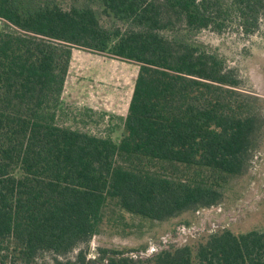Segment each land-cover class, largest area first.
<instances>
[{
	"label": "trees",
	"instance_id": "obj_1",
	"mask_svg": "<svg viewBox=\"0 0 264 264\" xmlns=\"http://www.w3.org/2000/svg\"><path fill=\"white\" fill-rule=\"evenodd\" d=\"M0 22V264H264V229L89 255L110 212L166 222L244 175L264 107L200 38L257 35L264 0H0ZM76 47L139 66L118 140L61 122Z\"/></svg>",
	"mask_w": 264,
	"mask_h": 264
},
{
	"label": "rangeland",
	"instance_id": "obj_2",
	"mask_svg": "<svg viewBox=\"0 0 264 264\" xmlns=\"http://www.w3.org/2000/svg\"><path fill=\"white\" fill-rule=\"evenodd\" d=\"M220 51L239 70L245 92L260 97L264 107V23L250 38L237 34L217 36L206 31L200 38ZM139 66L74 48L64 94L61 122L100 137L120 139ZM254 136V149L243 176L228 186L224 201L208 209L186 212L166 222H152L116 211L90 243V258L97 249L118 250L134 259H146L163 250L190 246L197 250L214 233L236 235L264 229V112ZM75 254L72 256V258ZM70 259V256L67 257ZM46 255L39 264H52Z\"/></svg>",
	"mask_w": 264,
	"mask_h": 264
},
{
	"label": "built area",
	"instance_id": "obj_3",
	"mask_svg": "<svg viewBox=\"0 0 264 264\" xmlns=\"http://www.w3.org/2000/svg\"><path fill=\"white\" fill-rule=\"evenodd\" d=\"M0 24H1V22H0Z\"/></svg>",
	"mask_w": 264,
	"mask_h": 264
}]
</instances>
